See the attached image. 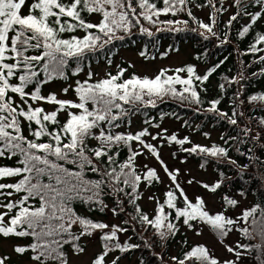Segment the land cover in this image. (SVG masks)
<instances>
[{
	"label": "snow or ice",
	"instance_id": "obj_1",
	"mask_svg": "<svg viewBox=\"0 0 264 264\" xmlns=\"http://www.w3.org/2000/svg\"><path fill=\"white\" fill-rule=\"evenodd\" d=\"M193 5L209 9L208 22ZM181 14L189 19H160ZM190 21L197 27L189 30L217 48L235 43V75L212 83L227 56L203 71L196 64L153 76L128 74L133 64L102 76L92 70L98 53L110 67L113 46L136 30L151 38L152 28L184 31L175 25ZM262 22L264 0H0V244L27 241L10 244L17 264H122L145 249L159 264H264V115H255L264 113V92L247 94V81L264 78ZM169 102L229 131L210 144L169 133L163 121L181 120L177 113L150 115ZM181 127L201 131L188 119ZM165 148L180 164L195 158L201 172L211 167L214 178L170 167ZM193 186L202 191L190 197ZM147 192L151 212L141 204ZM205 229L211 244H189L185 233L168 255L182 230L201 237ZM89 242L98 244L91 256ZM11 260L0 254V264Z\"/></svg>",
	"mask_w": 264,
	"mask_h": 264
},
{
	"label": "trees",
	"instance_id": "obj_2",
	"mask_svg": "<svg viewBox=\"0 0 264 264\" xmlns=\"http://www.w3.org/2000/svg\"><path fill=\"white\" fill-rule=\"evenodd\" d=\"M199 3H203V0H197ZM158 6H162L158 5ZM196 8L194 5L192 6L193 14L195 17L200 19L198 17V14L196 13ZM207 10V16L203 20L204 22H208V14H209V9L204 8ZM202 10V9H198ZM231 11V10H230ZM228 18V14H225L223 17H221V27L223 26V22L226 21ZM161 20L165 19H180V20H186L189 19L186 15L181 14L178 17H171V16H161ZM202 20V19H200ZM148 26V25H145ZM150 27V26H149ZM175 27L178 28H185L184 31H163V32H156L155 28H152V31L155 33V35L151 38L145 36V35H140L138 33V30H136V34H134L131 39H126L123 42L117 41L116 44L112 48V59L117 55L118 52L121 50H126V49H132L139 47V53L141 51H144L148 57H155V56H161L164 53H176L179 51L182 45L185 44H190L194 50V53L192 55V60L185 63V64H196L197 66H200L201 69H203L204 65H213L215 63H218L220 60H223L226 56L228 57L227 61L221 66L220 69H218L217 74H214V77L212 78V83L215 84L219 77L221 75H228L232 76L236 74V71L239 67L238 60L239 57L237 56L236 52L233 51V48L236 47L235 43L226 45L224 47L217 48L215 46L216 41H205L203 40L197 33L190 31L189 29L197 27V25L194 22L189 23L186 27L184 25H175ZM240 25H236L235 28L238 29ZM219 31V29H217ZM257 30H264V22H262ZM251 37L246 38L243 41L239 42V48L240 50H244L247 47V44L249 43ZM233 40H235V29L233 30ZM107 55V54H105ZM163 55L162 57H164ZM197 56H200L201 59L197 60L195 59ZM144 58V57H143ZM145 59V58H144ZM244 59L250 60L251 57H245ZM147 60V59H145ZM99 61V62H97ZM104 59L101 57V55L98 53L96 57H92L91 63L92 66L98 65L100 63H103ZM184 65V64H183ZM182 66V65H181ZM126 68V67H125ZM256 70V67L254 66L252 69L249 70V72ZM117 71V70H116ZM114 71L113 73H115ZM132 72H128V74H131ZM257 92H264V78L260 79H255L252 78L249 81H247V94H254ZM230 94V93H229ZM223 107L227 110V104L225 103ZM159 112H175L177 113L182 119L181 120H176L173 118H165V120H172L179 122L180 125L183 122V119H188L192 121L193 128L195 125L199 124L201 125V131L200 132H194V133H199L203 131H208V130H213L219 132V135L222 132L229 131L226 125H216L215 128L213 127V123L211 121H204L203 117H198V116H193L192 112L189 111L187 108H182L179 107L175 102H169V103H163L160 105L158 109L151 110L150 115L151 116H156L158 119V113ZM255 115L260 116L264 115V113H261L257 111ZM141 119L143 117L137 116ZM186 131H192V129L189 128H184ZM202 135V134H201ZM219 142V139L218 141ZM189 161H192L193 163L198 164V160L195 158L189 159ZM211 168V167H210ZM212 169V168H211ZM213 171V170H212ZM253 197L250 195L249 200H252ZM145 210V209H144ZM146 211V210H145ZM186 232L182 230L181 234H178L176 240L171 241L169 244L168 248V255H175L179 252L180 249V243L179 241L182 239V236ZM131 234V233H129ZM188 239V238H187ZM189 241V240H188ZM13 243L19 242V243H26L27 241H12ZM132 242H136L133 240ZM189 244H192L189 242ZM179 246L177 249L176 253L174 254L173 252L175 251L176 247ZM155 251L159 252L160 249L156 248ZM0 254H2L0 252ZM140 256H143V259L145 260V264H159V261L156 260L155 257L152 256L151 252L147 249L143 250L142 252L137 250L135 253L129 255L128 259L136 258L137 264H138V258ZM252 262L254 260H250ZM9 264H17L15 261L11 260Z\"/></svg>",
	"mask_w": 264,
	"mask_h": 264
},
{
	"label": "rangeland",
	"instance_id": "obj_3",
	"mask_svg": "<svg viewBox=\"0 0 264 264\" xmlns=\"http://www.w3.org/2000/svg\"><path fill=\"white\" fill-rule=\"evenodd\" d=\"M196 13L198 14V17L202 20H204L207 16V10L202 9V10H195ZM194 53V50L190 44H185L182 45L179 51L176 53H169L166 56L162 57L161 56H155L154 59H147L145 60L143 57L140 56L139 53V47L132 48V49H126V50H121L120 52L117 53L115 57H113V63L109 67L105 62L100 63L98 65L92 66V70L96 73H99L101 76L104 74L105 71H116V65L119 64L122 67L128 68L129 64L135 65L134 68H128V72H135L141 76L143 75H148V76H153L156 74L158 69L161 68H169V69H174L176 67H179L189 61L192 60V55ZM203 71V69H201ZM83 78V77H82ZM141 126V119L139 117H135L133 120V130L138 129ZM163 127H166L169 131V133L176 131L179 133L181 137L184 135H190L192 140L196 143H201V144H210L211 142L218 141L219 138V132L213 131V130H208V132H211V140L205 139L201 134L199 133H194L191 131H186L185 129H182L181 125L179 122L172 121V120H164L163 121ZM174 149H168L165 148L163 150V158L165 161L169 164L170 167H179L182 172L190 171L192 176H195L196 179H202L205 181H209L214 178L215 174L213 173L212 169L209 167L207 172H201L198 169V164L193 163L192 161H188L187 164H180L179 160H172L171 158V151ZM154 163V162H153ZM161 175L163 176V173L161 172ZM182 179H187V177L182 176ZM202 190L199 189L198 186H193L188 189V194L191 197L194 193L201 192ZM151 194L150 192L145 193V198L144 200L141 201V204L143 208L151 212L153 205L148 202L147 200V195ZM210 200V207H211V198L207 197ZM251 201V200H249ZM186 232V236L192 244L198 243V242H208L211 244L212 241V236L208 232L207 229H205L204 235L201 237H196L193 232H187L186 230H183ZM237 237L233 235L229 239V243H232L235 241ZM121 239H126V236H122ZM13 243L12 241L4 242L0 244V252L2 254H9L12 255V260L17 263V258L15 257L14 254L11 253V248L10 244ZM179 246L176 247L175 251L173 252L174 254L176 253L177 249ZM98 251V244L95 242H89V247H88V253L89 256L93 254V252ZM215 254L219 256L221 259L228 258V254L223 250L222 247L217 246L215 249ZM137 259L132 258V259H125L122 261V264H137ZM245 264H254V262L248 260L245 261Z\"/></svg>",
	"mask_w": 264,
	"mask_h": 264
}]
</instances>
